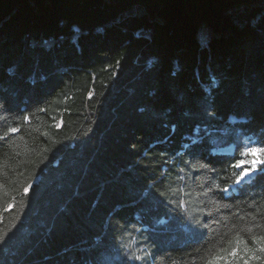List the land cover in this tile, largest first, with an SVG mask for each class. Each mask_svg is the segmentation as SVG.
<instances>
[{"label": "trees", "instance_id": "trees-1", "mask_svg": "<svg viewBox=\"0 0 264 264\" xmlns=\"http://www.w3.org/2000/svg\"><path fill=\"white\" fill-rule=\"evenodd\" d=\"M249 138L264 0H0V264H264Z\"/></svg>", "mask_w": 264, "mask_h": 264}, {"label": "rangeland", "instance_id": "rangeland-1", "mask_svg": "<svg viewBox=\"0 0 264 264\" xmlns=\"http://www.w3.org/2000/svg\"><path fill=\"white\" fill-rule=\"evenodd\" d=\"M252 149H255V151H250ZM263 150L264 147L256 144V142L252 138L245 140V147L243 151L244 154L241 163L247 164L249 166L243 170V172H247L248 174L244 175L241 178L240 182L236 183L235 185H238L243 181L249 180L253 176V174L257 170H259L260 164L264 162V159L262 157ZM235 185L232 186V189L235 188ZM234 252L235 254H233ZM240 253L244 256V258ZM256 255L257 253L252 249H246V251L244 252H239L238 249H235L230 252L224 262L225 264H238L239 259L243 258L242 263L249 264L251 262V259Z\"/></svg>", "mask_w": 264, "mask_h": 264}, {"label": "snow or ice", "instance_id": "snow-or-ice-1", "mask_svg": "<svg viewBox=\"0 0 264 264\" xmlns=\"http://www.w3.org/2000/svg\"><path fill=\"white\" fill-rule=\"evenodd\" d=\"M12 131L14 132V131H16V130H15V129H12ZM250 151H255V149H252V150H250ZM246 174H248V173L242 171V172L239 174V176H237V178H236V183H239L240 180H241V178H242L244 175H246ZM26 191H27V189H26ZM225 191H226V189H225ZM260 239H261L262 241H264V237H262V238H260ZM261 251H264V248H262ZM233 254H235V252H234ZM135 259H139V257H135Z\"/></svg>", "mask_w": 264, "mask_h": 264}]
</instances>
